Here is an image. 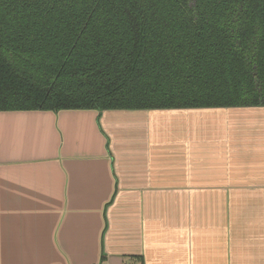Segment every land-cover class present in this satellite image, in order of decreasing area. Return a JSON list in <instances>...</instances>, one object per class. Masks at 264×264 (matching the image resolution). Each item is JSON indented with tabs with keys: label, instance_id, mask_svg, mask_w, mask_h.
I'll list each match as a JSON object with an SVG mask.
<instances>
[{
	"label": "crops",
	"instance_id": "0c3cea01",
	"mask_svg": "<svg viewBox=\"0 0 264 264\" xmlns=\"http://www.w3.org/2000/svg\"><path fill=\"white\" fill-rule=\"evenodd\" d=\"M264 264V105L0 111V264Z\"/></svg>",
	"mask_w": 264,
	"mask_h": 264
},
{
	"label": "trees",
	"instance_id": "16d2710c",
	"mask_svg": "<svg viewBox=\"0 0 264 264\" xmlns=\"http://www.w3.org/2000/svg\"><path fill=\"white\" fill-rule=\"evenodd\" d=\"M264 105V0H0V111Z\"/></svg>",
	"mask_w": 264,
	"mask_h": 264
},
{
	"label": "built area",
	"instance_id": "2783aa9c",
	"mask_svg": "<svg viewBox=\"0 0 264 264\" xmlns=\"http://www.w3.org/2000/svg\"><path fill=\"white\" fill-rule=\"evenodd\" d=\"M101 264H107V263H101Z\"/></svg>",
	"mask_w": 264,
	"mask_h": 264
}]
</instances>
